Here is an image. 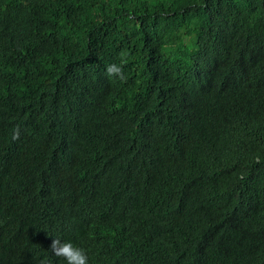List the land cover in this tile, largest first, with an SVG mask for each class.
<instances>
[{"label": "trees", "instance_id": "16d2710c", "mask_svg": "<svg viewBox=\"0 0 264 264\" xmlns=\"http://www.w3.org/2000/svg\"><path fill=\"white\" fill-rule=\"evenodd\" d=\"M55 237L264 264V0H0V264Z\"/></svg>", "mask_w": 264, "mask_h": 264}, {"label": "clouds", "instance_id": "9594fccd", "mask_svg": "<svg viewBox=\"0 0 264 264\" xmlns=\"http://www.w3.org/2000/svg\"><path fill=\"white\" fill-rule=\"evenodd\" d=\"M127 52L120 53V65L110 64L106 66V74L109 78L118 77L124 79L122 65L126 64ZM20 135L19 128L14 131L13 139H18ZM259 160V158H257ZM50 250L53 255L65 260L66 264H88V255L85 249L73 245L71 242L62 241L55 237L51 243Z\"/></svg>", "mask_w": 264, "mask_h": 264}]
</instances>
